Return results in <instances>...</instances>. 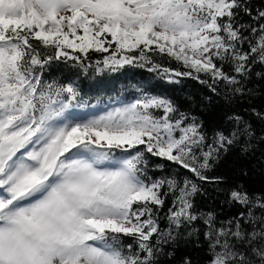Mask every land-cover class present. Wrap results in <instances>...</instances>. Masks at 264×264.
I'll return each mask as SVG.
<instances>
[{
    "label": "snow or ice",
    "instance_id": "obj_1",
    "mask_svg": "<svg viewBox=\"0 0 264 264\" xmlns=\"http://www.w3.org/2000/svg\"><path fill=\"white\" fill-rule=\"evenodd\" d=\"M54 62L251 98L264 81V0H0V264H161L188 244L206 245V264H264V192L208 175L233 150L255 156L264 134L235 111L208 129L136 85L133 99L76 116L89 100L77 81L44 79ZM149 156L177 171L150 177ZM203 184L237 211L198 209Z\"/></svg>",
    "mask_w": 264,
    "mask_h": 264
},
{
    "label": "trees",
    "instance_id": "obj_2",
    "mask_svg": "<svg viewBox=\"0 0 264 264\" xmlns=\"http://www.w3.org/2000/svg\"><path fill=\"white\" fill-rule=\"evenodd\" d=\"M255 2L258 3L259 0H255ZM102 55L93 53L91 60L102 59ZM158 61L163 67H180L181 71L184 70L182 66H178L174 60H169L166 56L163 58L158 57ZM257 71H259V68H257ZM43 75L47 81L53 79L60 83L77 81L81 86L82 95L89 100V105L97 103V98H99V104L107 103L110 98L117 97L124 101L131 100L137 95L132 87V85H136L137 87H144L145 91L152 94L168 97L180 111L201 117L208 129L221 124L226 112L235 111L251 124L257 135L264 134V119L252 112L254 108L257 112L264 113V81H257L255 78H253L249 87L258 85L257 94L251 98L237 99L229 104L223 98L222 88L220 89L221 94L218 96L214 95L206 85L195 79L180 77L178 78L179 83H168L156 72H149L147 69L141 68L126 67L116 73L105 72L99 75L93 69L85 75L78 67L71 64L54 62ZM261 151H264V144L258 145L255 156L243 158L233 150L208 175L224 176L226 183L220 185L221 188H230L232 185L239 183L243 184L250 193L264 192V164L259 163L257 159ZM148 159V175L150 177L167 176L177 171L175 165L166 163L159 158L149 156ZM158 163H165V168H156L155 165ZM179 171L181 176L185 174L183 170ZM245 171L247 175L243 174ZM202 187L206 195L197 194L194 197L198 209L203 211L214 210L221 219L237 211L238 206L229 207L223 203L226 196L215 191L216 185L203 184ZM201 240H203V237H201ZM186 255L192 258L194 264H206V245L201 248H196L192 244L181 246L171 260L162 257L161 264H179V260Z\"/></svg>",
    "mask_w": 264,
    "mask_h": 264
},
{
    "label": "rangeland",
    "instance_id": "obj_3",
    "mask_svg": "<svg viewBox=\"0 0 264 264\" xmlns=\"http://www.w3.org/2000/svg\"><path fill=\"white\" fill-rule=\"evenodd\" d=\"M108 104L109 102L105 104L95 103V104H92V105H95V107H92V105H89V107L85 109H74L73 113L76 116H82L84 113L98 115L101 111L105 110V106Z\"/></svg>",
    "mask_w": 264,
    "mask_h": 264
}]
</instances>
